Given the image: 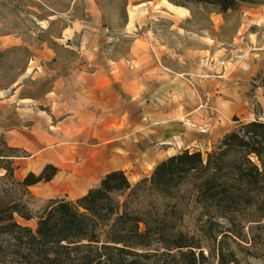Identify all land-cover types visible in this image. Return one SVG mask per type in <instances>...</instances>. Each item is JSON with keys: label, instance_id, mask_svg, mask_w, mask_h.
Wrapping results in <instances>:
<instances>
[{"label": "rangeland", "instance_id": "rangeland-1", "mask_svg": "<svg viewBox=\"0 0 264 264\" xmlns=\"http://www.w3.org/2000/svg\"><path fill=\"white\" fill-rule=\"evenodd\" d=\"M187 9L178 15L164 0H0V139L12 146L8 140L12 131L40 143L35 150L19 147L25 150L19 154L25 156L14 159L16 178L21 180L32 171L28 162L38 154L62 144L72 149L74 141L59 137L63 132L87 136L96 131V124L104 122L96 134L105 142L113 138L109 130H120L130 121L136 123L130 130L135 134L155 129L162 120L180 113L192 119L191 114L209 110L202 105L214 108L213 101L223 96L222 87L238 89L245 99L242 110L233 111L223 122L210 109L201 117L205 122H193L196 131L207 132L194 134L180 147L157 148L162 141L139 147L121 166L127 175L149 147L162 154L154 166L184 148L199 149L206 156L225 132L238 126L236 118L264 119V5L244 4L224 13L205 5ZM129 10H135L130 23ZM79 21L86 26L75 32L73 26ZM135 39L144 51L137 61L129 55ZM95 70H114L110 74L115 81L107 87L112 90L93 103L81 98L73 76ZM110 97L113 103L108 101ZM79 106L97 112L75 116L54 112L57 107L77 110ZM42 169L32 172L39 174ZM153 170H143L131 183L149 177ZM4 173L0 170V195L8 188L21 196L35 215H40L51 199L74 200L66 193L40 197L34 186L23 193L1 178ZM100 179H91L86 189ZM184 190L179 189L178 196ZM18 216L17 222L36 229L37 217L25 220ZM197 216L195 208L185 207L179 225L195 232ZM12 243L8 237L4 241L0 264L24 262L11 253L15 248ZM249 259L264 264V258Z\"/></svg>", "mask_w": 264, "mask_h": 264}, {"label": "trees", "instance_id": "trees-1", "mask_svg": "<svg viewBox=\"0 0 264 264\" xmlns=\"http://www.w3.org/2000/svg\"><path fill=\"white\" fill-rule=\"evenodd\" d=\"M224 13L264 0H169ZM264 89V78L262 80ZM206 153L184 148L161 160L149 177L133 185L124 169H113L74 199H51L35 215L8 188L0 195V256L11 238L20 264H253L264 258V119L241 121ZM25 150L0 139L2 179L18 190L51 181L55 165L19 180L14 159ZM185 187L178 196L177 192ZM151 195L149 199L145 195ZM177 200L171 202V199ZM185 207L198 211L195 232L180 225ZM37 217L33 230L16 221Z\"/></svg>", "mask_w": 264, "mask_h": 264}, {"label": "bare ground", "instance_id": "bare-ground-1", "mask_svg": "<svg viewBox=\"0 0 264 264\" xmlns=\"http://www.w3.org/2000/svg\"><path fill=\"white\" fill-rule=\"evenodd\" d=\"M164 4L170 11L178 15L188 11L186 7L176 5L169 0H164ZM134 16L135 10H129V23L134 19ZM222 93L223 96L221 95L213 101V109L202 105V108L205 106L209 110L204 111V113L195 112L191 114L192 119H188L184 113H180L168 120H162L155 129H145L142 133H130L135 123L133 121H130L129 126L117 130V137L105 142L100 141L96 131L87 136L75 132H63L59 137L74 141L72 149L62 144L50 151L38 154L28 162V167L34 172L40 171L47 161L58 167V171L51 181H41L33 185L35 193L44 198L55 197L64 193L69 194L71 198H76L86 191V185L91 179L101 177V172L126 165L128 159L136 154L139 147L143 145L162 141L156 146L157 148L164 145L182 146L194 134L207 132L206 129L196 131L193 122H205L201 117L208 114L210 109L214 110L217 117L223 122L229 119V115L233 111L243 109L245 99L239 94L238 89L222 87ZM37 145V143L25 144L29 149H34ZM154 149L155 147H149L136 161L131 175L129 174L131 182L138 179L143 170L150 171L155 168L153 164L162 154H156Z\"/></svg>", "mask_w": 264, "mask_h": 264}, {"label": "crops", "instance_id": "crops-1", "mask_svg": "<svg viewBox=\"0 0 264 264\" xmlns=\"http://www.w3.org/2000/svg\"><path fill=\"white\" fill-rule=\"evenodd\" d=\"M77 25H78L77 27H75L76 25L73 26V30L75 32L83 30L84 27L86 26V24L83 21H79ZM137 41H138V39H135V41L133 42V45L131 46L130 52H129L130 53L129 55L134 59V61H137L140 57H142L144 55V51L137 46ZM120 67H122V66H120ZM136 69L137 68H135V70ZM113 71L114 70H110L108 72L105 70H95V71H89V73H80V74L74 75L73 78H74V81L77 83V87H79V89H80L79 95L82 96L81 98H88L90 101H93V103L94 102L96 103V101H95L96 99H98L100 96H104V93L110 92L112 89L107 88V87L112 86L114 81H115V77H113L110 74ZM71 77H72V75H71ZM109 100L111 103L114 102V101L112 102L111 97L108 99V101ZM106 103H109V102L106 101ZM58 110H60L59 111L60 113L62 112L61 113L62 115L63 114H65V115L69 114L70 116H72V115L75 116L76 114L81 115V114H85V113H89L92 115V114H95L97 112V110H90V111L86 110L87 111L86 112L83 108H81V106H79V108L77 110H76V108L74 110H70V109L61 110L59 107H57V109L54 112H56ZM113 110H115V109H113ZM77 118L80 120L83 119L82 116H79V117L76 116V119ZM104 120H108V118L107 119L104 118ZM103 123L104 122H101V124L98 123L95 125L94 128H95L96 132L100 128L99 125L101 126ZM109 133L111 135H113V138L117 137V130H109ZM8 140L11 141V145L14 147L25 146L26 143H31V144L37 143L38 144L37 147L40 145L39 142L31 139V137H29L28 135L19 136L17 134H14L12 131H10L8 134ZM25 147H27V146H25ZM114 147H116V146H114ZM36 148H34L33 150H35ZM190 149L193 150L192 148H190ZM172 154H175V153H172ZM172 154L164 156L163 158L158 160V162L167 158L168 156H170ZM113 169H123V168L117 167V168H113ZM113 169H109V170L103 172L101 174L100 178H102V176H104L107 172H109ZM87 191H88V189H86L85 192L79 194L76 198L84 195ZM76 198H74V199H76Z\"/></svg>", "mask_w": 264, "mask_h": 264}]
</instances>
